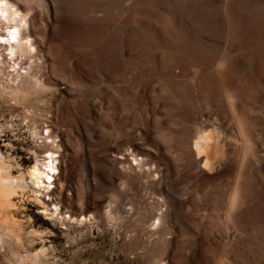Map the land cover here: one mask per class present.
Listing matches in <instances>:
<instances>
[{
    "label": "rangeland",
    "instance_id": "rangeland-1",
    "mask_svg": "<svg viewBox=\"0 0 264 264\" xmlns=\"http://www.w3.org/2000/svg\"><path fill=\"white\" fill-rule=\"evenodd\" d=\"M5 1L0 264H264V0Z\"/></svg>",
    "mask_w": 264,
    "mask_h": 264
},
{
    "label": "bare ground",
    "instance_id": "bare-ground-1",
    "mask_svg": "<svg viewBox=\"0 0 264 264\" xmlns=\"http://www.w3.org/2000/svg\"><path fill=\"white\" fill-rule=\"evenodd\" d=\"M7 5L8 3L5 0H0V9L2 13L6 12L5 7ZM18 13L19 12H15V14H18ZM0 28H1V25H0ZM19 34L20 32L18 29V24L10 27V33L9 35L7 34L8 35L7 39H5L4 36L0 35V38L3 37V39L0 40V48L3 46H9L12 54L16 53L17 49L19 50V48H22V47L24 48V45L21 43L22 39L19 38ZM15 43L17 45H14ZM3 158L4 157H2L1 152H0V202H2L4 199H8L10 196L15 194L16 193L15 189L18 186L25 187L24 178L22 176L19 178L20 180L17 181L15 185L11 182L10 177L8 176L5 177L1 175L2 171L5 170V167H3L2 165ZM50 163L51 164L46 165V168L48 169L45 171L41 170L39 166H34L33 169L29 172L31 182L34 185H36L35 187L39 189L44 188V197L43 199H41V203L43 204V207L45 210H49V208L55 204V200H56L54 197H51L52 196L51 194L53 193L51 188L54 187L51 185L53 184V180H55L52 177L54 173V169H55L54 160H52ZM39 191L40 190H38V192ZM7 244H8L7 234L4 232H0V252L4 251ZM18 245L15 244L12 247L16 255H19V252H20V248Z\"/></svg>",
    "mask_w": 264,
    "mask_h": 264
}]
</instances>
